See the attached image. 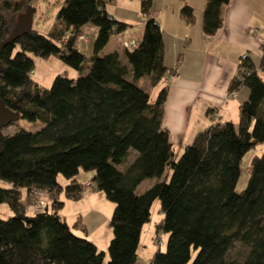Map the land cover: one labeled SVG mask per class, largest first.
<instances>
[{
    "label": "trees",
    "instance_id": "16d2710c",
    "mask_svg": "<svg viewBox=\"0 0 264 264\" xmlns=\"http://www.w3.org/2000/svg\"><path fill=\"white\" fill-rule=\"evenodd\" d=\"M33 1L0 0V42ZM180 1L179 18L191 27L194 11ZM230 3L206 0L204 35L222 27L223 8ZM106 4L63 0L46 34L31 28L0 55V99L20 119L42 124L35 132L19 130L1 140L0 205L12 215L0 217V264H103L105 253L85 238L80 218L72 228L83 236L59 215L64 200L78 201L91 191L114 205L106 264H137L154 201L163 216L157 229L166 241L148 264H264V151L251 159L244 190L235 192L243 156L264 143V42L259 62L242 56L228 85L229 97L243 87L248 91L238 120L214 123L216 108H209L213 123L177 152L163 116L167 81L182 54L174 68L165 65L152 0L141 1L145 21L136 47L101 54L110 38L128 27L109 15ZM86 25L97 30L89 58L76 45ZM30 55L58 57L81 75L59 74L45 88L31 79ZM160 83L164 86L151 100L147 89ZM81 171L92 173L84 183L77 179ZM145 180L155 182L138 193ZM87 183L93 185L89 192ZM38 191L47 194L48 205L28 215Z\"/></svg>",
    "mask_w": 264,
    "mask_h": 264
},
{
    "label": "crops",
    "instance_id": "0c3cea01",
    "mask_svg": "<svg viewBox=\"0 0 264 264\" xmlns=\"http://www.w3.org/2000/svg\"><path fill=\"white\" fill-rule=\"evenodd\" d=\"M35 1L31 3L34 10L36 9ZM62 1L55 0L56 6L60 7ZM102 1L107 3L106 10L113 19L125 24L132 23L131 17L134 12L130 11L129 7L133 0H123L122 5L118 3L120 0ZM141 1L135 0L134 2L138 8L137 14H141ZM172 1L166 3L167 0H152L151 15L163 33L165 65L168 68H174L177 56L182 54V61L175 70L176 74L173 78L171 77L172 80L168 84V95L163 116V126L169 132L171 144L180 151L183 146L193 141L198 132L208 128L213 123L206 115L209 108H216L215 116L220 121L233 122L228 118L230 119L234 114H237L238 117V107L241 101L247 98L248 93L240 88L234 96L229 97L227 89L236 74L242 56H248L253 61V57H258L260 60V46L264 42V0H231V3L223 8L222 27L213 36L204 35L201 28L202 11L206 0H186V3L192 7L195 16V22L191 27L186 26L179 18L181 1ZM141 16L144 21V16ZM35 19L36 12L33 14L32 24ZM140 23H142L141 19ZM88 28H91V25L84 26L81 31H87ZM193 31L197 33L198 65L190 66V71L187 73L184 67L185 52L193 43ZM166 35L169 37V44H171L169 52L167 51ZM117 39L122 40L118 36L115 38V42ZM180 39L182 43H180ZM126 42L124 41L123 45ZM112 51L121 52L122 48L116 43L109 50V52ZM240 95L241 98L238 100ZM80 181L82 182V180ZM86 181L88 179L84 180L83 183ZM34 193L35 201L26 208L28 215L37 212V202L43 204L41 209L48 205V197L45 192L38 191V195ZM93 193V191L86 193L78 200L79 214H81L79 218L81 221L83 219L86 232V217L89 219L94 215L100 216L92 209V202L95 200ZM93 243L95 244V242Z\"/></svg>",
    "mask_w": 264,
    "mask_h": 264
},
{
    "label": "rangeland",
    "instance_id": "374dc122",
    "mask_svg": "<svg viewBox=\"0 0 264 264\" xmlns=\"http://www.w3.org/2000/svg\"><path fill=\"white\" fill-rule=\"evenodd\" d=\"M169 1H172V0H167L166 3H168ZM123 2H124L123 0H120V2L118 3L119 5L120 4L122 5ZM134 2L135 0H133L132 3H130V7H129V10L134 12L133 16L131 17L132 23H127L130 26L127 27L124 32L118 35L122 40L117 39L115 42V38H117L118 36L113 35L109 40L110 41L109 44L103 49L101 54L108 53L109 50L115 46L116 43L120 45L121 48H123L124 41H127L126 43L128 45L131 42L135 41L134 43L137 44L136 42L140 41L145 20L143 21L141 14H137L138 8L135 6ZM35 3H36V9L34 10V13L36 12V19L34 23L32 24V28L36 30L37 32H39L40 34H46V32L49 30L51 24L54 21V17L59 7L56 6L55 0H36ZM140 19L142 23H140ZM96 33H97L96 28L91 26V28H88L87 31L86 30L81 31L80 34L76 38L77 40L76 45H77L78 50L81 53H83L85 57L87 58H89L92 55V46H93L94 39L96 37ZM196 36H197V33L193 31V35H192L193 43L190 46L189 50L185 52L186 60L184 63V67L187 70V73L190 71V68H189L190 66L198 65L197 59L199 58L198 56L199 51L197 50L198 42L196 40ZM165 37H166V43H167V51L169 52V50L171 49L170 47L171 44H169V37L167 35ZM180 43H182L181 39H180ZM30 57L34 61V69L31 74V79L45 88L50 87L54 77L59 74H64L70 79H77L81 75L79 71H76L64 65L59 60L58 57L52 56V57H49L48 59H40V58L33 57L31 55ZM253 59L255 62H258L259 60L258 57H253ZM171 80L172 79H169L167 83L169 84ZM163 86H164V83H160L155 87H149L147 89L151 100H154L156 98L159 90ZM242 91L244 92L246 91L248 93L247 89L244 87L242 88ZM240 98H241V95L238 98V100H240ZM244 100H246V98ZM228 120H233V122H236L238 120L237 114L236 115L234 114L232 117H230V119L228 118ZM41 127H42V124L39 121L29 122L23 119H18L15 122L11 123L9 126L2 129V134L3 136L12 135L19 130L35 132ZM181 150L180 151L177 150V152H181ZM263 151H264V143L256 145L243 156L240 162V176L235 186L236 193L241 192L246 187V184L249 178L248 170H249L251 159L254 156H260L263 153ZM91 174L92 173H85L81 171L77 179L82 180V182L86 179L89 180L91 177ZM57 180L60 184H65V180L62 176L59 175L57 177ZM154 182L155 180L143 181L138 187L137 192L142 193L143 191L148 189L150 186H152ZM93 199L95 200H93L92 202V209L94 210V212L99 213L100 216L94 215L90 217L89 219L88 217H86L87 220H85L86 222L85 224L87 225V235L85 236V238L88 241L95 242L98 251H102L105 253L103 264H106L109 259L108 254H107V245L112 236L108 223L112 215L114 205L108 200H106L105 196L101 192L95 191L93 193ZM64 201H65L64 206L62 210L59 211V215L65 219L66 223L68 224L69 227H71V230L75 234L81 236V233H79L78 231L72 228L73 223L79 218V216L81 217V214H79V207H78L79 201H71V200H64ZM11 215H12L11 211L5 205H0V217L1 218L6 219L10 217ZM162 217L163 216L160 212V204L158 201H154L150 209L149 222H147L143 226L142 231H141L139 247L137 251V255H138L137 264H148L151 257L156 252V250L160 249L161 251H164L165 249L164 243L166 241V236H164L157 229V225L161 221ZM106 242H107V245H106ZM236 252L242 253V249L238 248V251Z\"/></svg>",
    "mask_w": 264,
    "mask_h": 264
},
{
    "label": "water",
    "instance_id": "95a60500",
    "mask_svg": "<svg viewBox=\"0 0 264 264\" xmlns=\"http://www.w3.org/2000/svg\"><path fill=\"white\" fill-rule=\"evenodd\" d=\"M33 14L34 8L28 6L26 10L17 17L16 23L8 37L4 41L0 42V55L6 46L13 43L16 39L20 38L29 30H31ZM18 119H20L19 114L9 110L0 99V155L2 154V129L9 126Z\"/></svg>",
    "mask_w": 264,
    "mask_h": 264
},
{
    "label": "built area",
    "instance_id": "2783aa9c",
    "mask_svg": "<svg viewBox=\"0 0 264 264\" xmlns=\"http://www.w3.org/2000/svg\"><path fill=\"white\" fill-rule=\"evenodd\" d=\"M252 33H254V31H251ZM124 47H136V44L134 43V42H131L129 45L127 44V43H124ZM233 96H234V94H233ZM220 120L218 119V118H216L215 120H214V122H219ZM92 188H93V185H91V184H89V183H87L86 184V187H85V192H89V191H91L92 190ZM36 193V195H38V193L37 192H35ZM34 193V194H35ZM42 203H40V202H37V205H36V210L37 211H40L41 210V208H42Z\"/></svg>",
    "mask_w": 264,
    "mask_h": 264
}]
</instances>
